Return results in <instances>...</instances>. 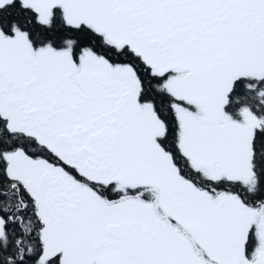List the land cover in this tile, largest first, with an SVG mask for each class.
<instances>
[{
	"label": "snow or ice",
	"instance_id": "snow-or-ice-1",
	"mask_svg": "<svg viewBox=\"0 0 264 264\" xmlns=\"http://www.w3.org/2000/svg\"><path fill=\"white\" fill-rule=\"evenodd\" d=\"M0 264H264V0H0Z\"/></svg>",
	"mask_w": 264,
	"mask_h": 264
}]
</instances>
